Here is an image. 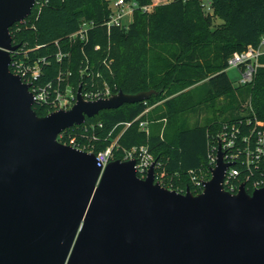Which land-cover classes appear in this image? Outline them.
Listing matches in <instances>:
<instances>
[{"label":"trees","instance_id":"obj_1","mask_svg":"<svg viewBox=\"0 0 264 264\" xmlns=\"http://www.w3.org/2000/svg\"><path fill=\"white\" fill-rule=\"evenodd\" d=\"M125 1L137 4L130 23L108 28V0H37L30 15L9 28L19 45L10 71L13 63H21L30 90L50 84L52 98L56 88L75 98L78 88L86 96L102 91L104 84L112 93L154 90L147 100L86 118L61 132L58 141L94 154L115 142L113 160L123 159L122 150L146 146L163 187L196 195L202 187L194 180L210 178L208 156L220 133L238 129L235 153L242 137L254 142L253 128L264 132V67L242 86L225 72L231 54L256 46L264 35V0H169L147 12L141 7L151 0ZM84 21L94 26L86 42L71 37ZM259 61L264 63V55ZM32 108L38 116L51 112L45 104ZM141 121L149 123L147 133L140 130ZM243 159L234 163L240 171L234 183H244L251 194L252 181L264 184V156L250 171L241 165Z\"/></svg>","mask_w":264,"mask_h":264},{"label":"water","instance_id":"obj_2","mask_svg":"<svg viewBox=\"0 0 264 264\" xmlns=\"http://www.w3.org/2000/svg\"><path fill=\"white\" fill-rule=\"evenodd\" d=\"M37 0H0V264H264V184L224 188L232 163L220 143L210 178L194 195L163 187L155 161L145 178L135 160L97 164L58 135L104 110L155 95L118 91L45 116L30 84L10 71L18 48L9 28Z\"/></svg>","mask_w":264,"mask_h":264},{"label":"built area","instance_id":"obj_3","mask_svg":"<svg viewBox=\"0 0 264 264\" xmlns=\"http://www.w3.org/2000/svg\"><path fill=\"white\" fill-rule=\"evenodd\" d=\"M109 3V19L106 23L107 27L110 28L111 26H116L120 28H126L129 24L126 22L127 17H132L133 10L137 8V4L134 1L126 2L125 0H108ZM142 11H149L150 6H143L141 7ZM93 24L91 22H82L80 25L79 30L71 35L72 38L78 37L79 40L87 41L89 32L93 29ZM264 55V35L260 37L258 43L256 46H248L245 50L241 52H234L231 54L227 61V69L233 68L239 73V81L237 83L238 86L247 85L250 84L254 78V75L258 68H263L264 63H261L259 61V58ZM14 66V72L15 74H18L19 76L25 75V72L22 69L21 63H13ZM27 71V70H26ZM38 66H34L32 69H30L31 77L32 79H35L38 75ZM28 84H30L31 87V79H28L27 81H24ZM52 85L48 84L45 87H38L33 88L30 90L34 95V104H45L51 108V112L58 110V109H68L70 108L74 102L75 98L70 93V91H67L65 94L58 91V89H53L54 97H51V94L49 93L51 91ZM114 93L111 92V89L104 84V89L102 91H99L97 93H89L84 98L86 100H94L98 98H106L109 97ZM148 111L145 110L143 113H146ZM129 124H126L128 126ZM147 121H141L139 122V128L141 131H144L145 133L148 132L147 130ZM63 132V131H62ZM238 129H235L232 127V131L229 133L224 131L220 133L218 138V143H220L221 150L223 152L224 161L228 163H232V166H230L227 169L225 178H224V188L225 190L229 192H233L234 190H238V187L234 180L239 176L240 171L237 168H234V163L239 160L240 156L243 155L244 159L240 161L241 165H244L248 171L251 170V167L254 166L257 168L256 163L259 161V159L264 156V132L256 131L255 128L251 130V134L255 133V139L253 142V145H251V137L245 136L242 137L241 141L243 146L242 147H236V152L232 153L231 150L235 147L236 143V135L238 134ZM115 142L107 147L105 150L95 154V158L97 161V164L101 167H104L109 161L113 160V146ZM72 146V145H71ZM74 147V146H73ZM77 148V147H75ZM218 148V146H217ZM217 148H213L215 152H212L208 158L210 161V164H212V167L215 165L216 161V151ZM79 149V148H77ZM82 150V149H80ZM90 152V151H86ZM123 152V159L122 160H135V170L136 174L139 178L143 179L146 176L147 170L149 166L154 162L152 155L148 152V149L146 146H138V147H132L128 150H122ZM156 167V166H155ZM154 167V168H155ZM211 167V168H212ZM155 180H157L159 183L160 181L157 179V176L155 175ZM195 184L198 186H201L202 182L201 180H194ZM261 181L260 180H254L251 183L252 189H257L261 187ZM242 184V183H241ZM245 185V184H244Z\"/></svg>","mask_w":264,"mask_h":264},{"label":"rangeland","instance_id":"obj_4","mask_svg":"<svg viewBox=\"0 0 264 264\" xmlns=\"http://www.w3.org/2000/svg\"><path fill=\"white\" fill-rule=\"evenodd\" d=\"M165 1H169V0H165ZM203 1H205V0H203ZM130 21H131V17H127V18H126V22L129 23ZM215 22L218 23L219 21L216 20ZM225 72H226L228 78L233 82V84H234V85H237V83H238V81H239V73H238L235 69H233V68L227 69ZM96 116H97V115H96ZM188 119H189V124L192 125V124L194 123V118H193L191 115H189ZM202 121H203V120H202ZM164 123H165V122L163 121V124H164ZM148 124H149V123H148ZM147 130H148V125H147ZM160 177H161V176L159 175V178H160Z\"/></svg>","mask_w":264,"mask_h":264},{"label":"crops","instance_id":"obj_5","mask_svg":"<svg viewBox=\"0 0 264 264\" xmlns=\"http://www.w3.org/2000/svg\"><path fill=\"white\" fill-rule=\"evenodd\" d=\"M152 1V4L149 5L150 6V9L155 6V5H158V4H162V3H166L167 1L165 0H151ZM130 23V22H129Z\"/></svg>","mask_w":264,"mask_h":264}]
</instances>
